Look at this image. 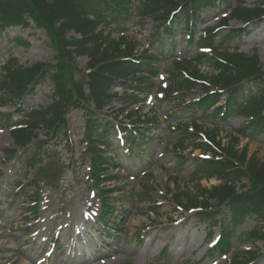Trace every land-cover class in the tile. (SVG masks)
I'll list each match as a JSON object with an SVG mask.
<instances>
[{"label":"rangeland","instance_id":"obj_1","mask_svg":"<svg viewBox=\"0 0 264 264\" xmlns=\"http://www.w3.org/2000/svg\"><path fill=\"white\" fill-rule=\"evenodd\" d=\"M245 3L248 6L254 4L252 0ZM223 11H226L224 6L206 8L201 15L202 23L196 24L195 36L201 35L205 27L214 25L217 22L215 16ZM228 25L240 27L242 24L231 19ZM152 26L151 20L142 24L133 20L121 31L133 39L141 51L149 47ZM247 29L250 33L235 38L230 49H238L247 55L256 53L264 69V18L248 24ZM121 31H112V36L117 37ZM186 31L185 27L177 31L175 57L195 53L192 44L186 45ZM71 35L75 36V33L69 32L68 36ZM54 56L47 35L32 21L11 27L1 36L0 65L9 57H14L22 67L40 62L53 64ZM86 64L85 56L76 57L77 69L85 70ZM163 67L161 60L157 66L158 76L146 78L147 91L127 90L136 93L138 102L127 107L124 113L136 109L140 113L155 115L157 119L155 124L148 125L145 144L132 147L131 153L126 152L119 139L110 138L108 157L114 164L109 165L105 174L112 178L99 186V189L102 186L113 190L108 198L109 214L102 222L105 226L97 220L100 212L98 188L89 178V160L81 138L83 111L70 108L66 128L59 129L55 135L45 127H39L25 148L17 147L15 154L9 156L5 150L15 146L8 130L0 127V264H219L234 253L250 249L262 253L256 264H264V236L246 238L242 235L250 230L264 233L263 221L254 217L246 220L232 235L231 247L224 256L209 250L210 241H214L219 233L218 228L208 227V223L200 221L194 212L177 209L171 203L173 193L181 192L184 197L189 192H198L191 172L195 157L200 155L198 150L191 151L190 147L174 148L180 133L172 130L171 125L175 126L176 121L189 122L194 117L203 129L215 125L209 119L197 118L196 111L184 109L174 113V104H157L158 86L167 82ZM199 69L206 75L213 73L207 62H202ZM112 89L120 93L123 90L120 87ZM53 93V83L46 78L36 87L33 96L23 97L20 105L26 110L45 106ZM196 95L195 92L189 93L186 101L190 102ZM150 97L152 100L148 101ZM119 107L115 99L102 112L107 111L111 116L115 114L119 122H127ZM14 108L16 106L11 105L0 110L13 111ZM242 121L241 117H232L219 125V137L223 143L229 140L228 135ZM244 145L249 154L264 157L262 135L241 139L238 147ZM25 149L36 152L32 164L26 161ZM40 167H43L41 175L48 178H40L35 187L31 180ZM52 173L58 175L49 178ZM199 183L202 187H211L218 182L202 179ZM142 184L150 187L145 200L141 199ZM244 184L245 180L237 183L236 188L241 190ZM34 200L37 207L31 206ZM152 206H157L155 212L150 210ZM84 213L89 217L83 218Z\"/></svg>","mask_w":264,"mask_h":264},{"label":"trees","instance_id":"obj_2","mask_svg":"<svg viewBox=\"0 0 264 264\" xmlns=\"http://www.w3.org/2000/svg\"><path fill=\"white\" fill-rule=\"evenodd\" d=\"M215 1L0 0V35L6 27L25 25L26 19L30 18L44 29L56 52L53 65L36 63L22 67L14 59H10L0 69V106L12 103L13 99H20L25 93L32 94L49 70V78L54 83L56 98L47 107L23 113V124L26 127L12 131L14 142L18 146H25L31 140L33 130L40 125L56 132L65 127V114L69 107L82 109L85 113L83 136L88 144L86 153L89 156L90 173L95 179H101V172L108 164L105 152L114 131L112 125L99 116V111L114 99L124 105L135 98V95L112 92L111 87H125L130 82L132 89L144 90L146 86L143 75L146 73L153 76L157 73L155 64L159 63L158 54H165L163 48L174 36V30L182 23L186 25L191 20L194 23L198 21L202 10L209 4L215 5ZM219 1L226 7L236 2L229 7V16L237 21L249 23L264 17V0H253V7L244 5V0ZM131 9H134L140 23L151 19L155 24L151 44H157L158 54L146 49L136 54L135 44L125 37L114 40L103 35L105 28L121 27L128 22L133 14ZM219 25L220 28H217ZM217 26L208 29L206 36L197 43L210 47V54L195 53L180 62L171 60L166 69L169 85L165 89V97L158 102L161 104L184 99L187 92L197 88L202 95L189 104V108L213 119L220 117L225 120L238 114L247 119L246 123L235 130L237 136L231 135L226 145H222L217 138V128L204 130L195 121H192L193 131L185 125L181 130V137L175 143V148L183 149L188 144L192 150L200 149L204 153H210L209 158L194 160L196 162L191 177L196 180L216 178L220 184L209 189L200 188L198 195L201 199L185 195V206L199 207L197 215L202 221L219 226L221 239L217 248L224 251L231 234L247 218H264V158L260 160L255 154L248 156L246 146L236 148L240 137L264 135V70L255 53L247 55L237 50L230 51L224 46L233 38L248 34L245 27L227 28L226 19H221ZM69 31L79 34L80 38L67 37ZM216 36L218 40L215 41ZM79 55L88 57L85 72L77 69L74 64L75 57ZM203 61L208 62L216 74L202 75L197 66ZM244 82L256 90L255 94L249 93L245 104L237 102L244 90ZM223 93L224 102L207 114ZM10 119V114L0 113L3 124H8ZM153 120L154 118L150 119ZM137 121H140V117ZM127 138L135 139L129 136ZM33 158L32 154V160ZM242 179H246L248 185L238 193L235 183ZM180 194H173V199L180 200ZM209 200H213V203L210 204ZM105 206L107 202L103 201V213L107 209ZM221 207L225 208V212H221ZM103 213L101 218L105 217ZM220 215L221 218H218ZM253 234L259 235L256 231L249 233ZM257 256L258 253L254 251L243 252L241 256L235 255L232 260L223 264H250Z\"/></svg>","mask_w":264,"mask_h":264}]
</instances>
